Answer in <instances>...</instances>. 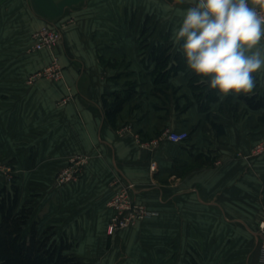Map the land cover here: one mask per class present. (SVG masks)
I'll list each match as a JSON object with an SVG mask.
<instances>
[{"label":"crops","instance_id":"obj_1","mask_svg":"<svg viewBox=\"0 0 264 264\" xmlns=\"http://www.w3.org/2000/svg\"><path fill=\"white\" fill-rule=\"evenodd\" d=\"M155 1L177 14L151 0H0V163L14 177L1 168L2 189L16 188L17 209L31 203L24 235L47 229L81 264H264V152L251 153L264 112L221 99L185 66L153 83L147 52L166 40L180 54L173 32L191 3ZM42 26L62 33L57 81L32 79L49 62L29 49ZM254 75L258 91L264 71ZM121 91L128 98L111 123L103 97ZM165 129L190 138L171 143ZM80 155V178L60 186L57 172ZM120 179L154 214L108 235L106 201Z\"/></svg>","mask_w":264,"mask_h":264},{"label":"clouds","instance_id":"obj_2","mask_svg":"<svg viewBox=\"0 0 264 264\" xmlns=\"http://www.w3.org/2000/svg\"><path fill=\"white\" fill-rule=\"evenodd\" d=\"M173 42L195 83L221 99L250 96L264 71V16L249 0H191Z\"/></svg>","mask_w":264,"mask_h":264},{"label":"trees","instance_id":"obj_3","mask_svg":"<svg viewBox=\"0 0 264 264\" xmlns=\"http://www.w3.org/2000/svg\"><path fill=\"white\" fill-rule=\"evenodd\" d=\"M144 42H140L142 51L149 47L144 45ZM170 48L171 46L165 40L163 44L150 46L147 52V60L155 64L151 75L153 83L157 86L163 85L171 74L182 70L185 66L181 54L178 53L172 57ZM171 57L175 63H170ZM195 77L193 74V78ZM127 98L128 93L122 91L103 97L105 117L109 122H114ZM239 99L249 110L264 112V91L254 89L253 94L240 95ZM213 126L217 128L218 134L223 133L218 126L214 124ZM17 203L15 187L11 192H5L4 189L0 191V264H81L78 257L68 253L71 243L64 240L57 243L51 235H48L47 229L38 235L32 224L29 234L24 235V228L32 215V207L30 201H27L17 209Z\"/></svg>","mask_w":264,"mask_h":264},{"label":"built area","instance_id":"obj_4","mask_svg":"<svg viewBox=\"0 0 264 264\" xmlns=\"http://www.w3.org/2000/svg\"><path fill=\"white\" fill-rule=\"evenodd\" d=\"M61 37L62 34L59 28L42 27L32 35L31 49L38 52L45 48H52L61 40ZM39 76L40 73H37L32 76V79L38 78ZM42 76L53 80H59L62 77L61 66L55 58L44 68ZM162 137L171 143H185L189 140L190 133L186 130L176 131L165 129ZM83 162L81 161V157L74 161L71 160L70 163L58 172L57 182L59 184L66 183L79 176ZM1 168L6 169L5 173L8 174L7 177L10 180L12 177L10 169L3 167V164L0 163ZM116 184L117 190L107 203L110 210V216L106 226L108 235H114L140 221L148 219L154 214L134 199L135 187L131 182L120 179ZM260 228L264 229V221L261 222ZM260 251L261 260L264 262V242L261 244Z\"/></svg>","mask_w":264,"mask_h":264},{"label":"rangeland","instance_id":"obj_5","mask_svg":"<svg viewBox=\"0 0 264 264\" xmlns=\"http://www.w3.org/2000/svg\"><path fill=\"white\" fill-rule=\"evenodd\" d=\"M151 2H152V7L153 8H156L157 9V11H162V13L163 14H168V15H171V16H173V15H176L177 13L175 12V10H173L172 8H174V7H171L170 5H160V2H158V1H155V0H151ZM251 5V4H250ZM252 6V5H251ZM252 7H254V8H256L257 10H258V12H259V14L260 15H262V16H264V1L263 2H261V3H259L257 6H252ZM149 22H151L152 24H154V23H156V22H158V21H155V19H152V21L150 20ZM42 27H45V26H42ZM42 27H40L39 29H41ZM38 29V30H39ZM37 30V31H38ZM37 31H35V32H37ZM34 32V33H35ZM33 33V34H34ZM32 34V35H33ZM62 34V33H61ZM32 35H31V40H33L32 39ZM62 38V37H61ZM60 42V41H59ZM59 42L58 43H56L55 44V46L54 47H52V48H45V49H43V50H41V51H38V52H35V51H33L32 49H31V46H30V52L31 53H42V52H46L47 54H49V62L46 64V65H44L42 68H40V70H38L37 71V73H40V76L38 77V79H48V80H50V81H57V80H53V79H49V78H46L45 76H42V73H43V70H44V68L47 66V65H49V63L52 61V59H56L57 60V62H58V58H57V54H56V49H57V46H58V44H59ZM31 45H32V43H31ZM59 63V62H58ZM60 65V64H59ZM61 66V65H60ZM61 69H62V67H61ZM62 72H63V69H62ZM37 73H35V74H37ZM34 74V75H35ZM33 75V76H34ZM33 80H35V79H33ZM259 88V90H261V89H264V81L263 82H261V85L258 87ZM229 114H233V112L232 111H230L229 112ZM243 115H244V113H242ZM246 114V113H245ZM239 117H242V116H239ZM234 118H236L237 119V117H235L234 116ZM264 119V118H263ZM264 152V141H261V142H258L257 144H255L254 146H253V148H252V150H251V153H252V155L253 156H258V155H260V154H262ZM79 157H81V161L83 162V165L81 166V170L84 168V166L85 165H87V162H88V157H83V156H77V157H73V159H71V160H75V159H77V158H79ZM71 160H69V162L68 163H70V161ZM59 172V171H58ZM58 172H57V174H58ZM57 176V175H56ZM80 178V176H77V177H75L74 179H72V181H75V180H78ZM10 182L9 183H14V177H11L10 178V180H9ZM56 181H57V177H56ZM69 182H71V181H69ZM58 183V182H57ZM66 183H68V182H66ZM66 183H62V184H59L60 186H62V185H64V184H66ZM12 188V186H10V189ZM2 190V184L0 183V191ZM114 194V193H113ZM112 194V195H113ZM112 195L107 199V201H106V207L109 209V207L107 206V203L109 202V200L111 199V197H112ZM141 222V221H140ZM139 223V222H138ZM138 223H136L135 225H137ZM260 224L261 223H259V227H260ZM135 225H133V226H131V227H134ZM131 227H128V228H131ZM128 228H126V229H128ZM126 229H123V230H126ZM121 232V231H120Z\"/></svg>","mask_w":264,"mask_h":264}]
</instances>
